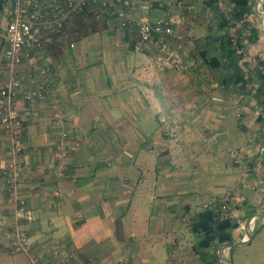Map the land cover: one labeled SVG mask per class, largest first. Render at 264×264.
Returning <instances> with one entry per match:
<instances>
[{
    "label": "crops",
    "instance_id": "crops-1",
    "mask_svg": "<svg viewBox=\"0 0 264 264\" xmlns=\"http://www.w3.org/2000/svg\"><path fill=\"white\" fill-rule=\"evenodd\" d=\"M255 6L256 2L254 9ZM3 28L4 22L0 21V52L5 47ZM123 30L118 33L103 25L87 37L72 41V47L71 42L60 44L65 39L62 34L54 42L50 37L43 43L39 63L50 69L48 95L44 101L28 102L20 98L16 103L24 122L25 169L21 193L29 217L23 219L19 215L17 220L10 213L6 182L0 175V264H32L28 254L12 249V228L16 221L21 222L30 251L39 255L44 264H177L179 256L175 257L178 253L175 248L181 252L191 249L185 253L190 262L205 264L195 246L196 236L185 228V218L195 212L197 198L230 190L245 199L249 210L257 207L254 216L259 215L261 220L256 225L257 232L264 227V156L260 157L258 145L244 142L248 136H242L240 127L242 123L243 128L252 131L247 121L255 114L253 124L257 123L263 133L255 140L252 136V143H264V139H259L264 138V106L255 103V89L247 87L237 117L239 125L231 123L232 134L227 137L233 144L251 151L247 156L251 168L245 177H240L236 166L231 169L224 165L220 156L223 121L214 116L222 111L199 112L192 109L191 103L184 110L187 114L184 157L180 160L181 156L175 152L168 157L172 159L170 164L178 163V167L182 164L159 174L158 156L156 164L146 155H139L147 152L146 143L155 140L151 133L156 131L158 117L162 115L159 95L148 87L154 81L158 86L160 71L154 67L149 53L133 51L126 45L130 31ZM258 40L249 41V47H256ZM254 66L255 61H247L242 71L251 73ZM23 71L21 90L34 86L25 67ZM194 72L191 70L189 77ZM9 81V75L0 73V85ZM238 84L234 85L236 91L243 93ZM252 84L255 86L256 78ZM260 98L264 100V96ZM172 120L175 121L174 116ZM207 126L214 130L204 137L199 131ZM62 133L68 136L63 143L67 153L58 156L55 147L62 140ZM5 142L0 128V161L7 160ZM186 168L191 176L186 175ZM147 177L155 187L149 196V210L141 218L139 233L135 228L124 232L123 218L133 206H138L132 204V198L139 183ZM249 228L245 222V226L233 230V238L234 234H244L238 240L241 242L248 231L252 232ZM180 237L192 240L191 246L183 249L185 244L177 243ZM55 242L63 246L58 256L51 251ZM213 249L209 254H213ZM217 252L220 262L214 264H232L231 255L227 258L225 250L220 253L218 247Z\"/></svg>",
    "mask_w": 264,
    "mask_h": 264
},
{
    "label": "built area",
    "instance_id": "built-area-1",
    "mask_svg": "<svg viewBox=\"0 0 264 264\" xmlns=\"http://www.w3.org/2000/svg\"><path fill=\"white\" fill-rule=\"evenodd\" d=\"M194 3L195 0H3L0 21L4 22L5 47L0 52V73L9 75L10 81L0 85V128L8 155L6 161H0V175L6 182L10 213L17 220L19 215L27 219L29 209L21 193L25 169L24 122L16 103L20 98L28 102L44 101L48 95L50 69L39 63V52L45 40L62 33L74 14L87 12L101 26L116 29L118 33L129 29L127 40L133 41L135 51L154 50L152 60L158 70L182 72L188 60L195 62L188 53L195 18ZM157 11L162 13L153 15ZM69 46L72 47L73 42ZM24 67L34 86L21 90ZM67 137V133H62V140L56 143L58 156L67 153L63 144ZM215 201L216 198L197 199L195 212L211 207ZM219 202L220 219L238 216L236 196L227 195ZM20 223L16 221L12 228L13 251L28 254L32 264H44L39 255L30 251L28 237ZM62 248L60 242H55L51 251L58 256ZM69 258L70 255L66 259Z\"/></svg>",
    "mask_w": 264,
    "mask_h": 264
},
{
    "label": "rangeland",
    "instance_id": "rangeland-1",
    "mask_svg": "<svg viewBox=\"0 0 264 264\" xmlns=\"http://www.w3.org/2000/svg\"><path fill=\"white\" fill-rule=\"evenodd\" d=\"M198 1V2H197ZM195 2L198 4L197 6V11L195 13V17L198 20H195V22H192L193 24V36L194 37H201L206 34V26L208 23L211 21V19L215 18V12H209L206 11L205 7L201 3L200 0H195ZM256 2L257 6H255V9L253 8L254 3ZM226 5L227 3L224 1L223 5L221 6L222 13H224L226 16H229L226 10ZM262 5H264V0H252V8L254 10V15H250L249 21L250 23H254L256 27H258L261 31V36L260 40H258V43H256L255 46L247 47L244 48L246 50V55L244 58L246 60L252 61V58L256 57L257 54L260 53L261 56L264 55V13L262 12ZM229 33H235V27L227 28ZM194 41H191V46L194 45V48H196ZM202 43L203 42H199ZM246 43V42H245ZM194 51H199L197 48L193 49ZM159 76H158V86H155V81L153 84H149V89L154 93H158L159 95V111L162 115L158 117L157 122V129L156 131L152 132L151 135H155V140L153 142H149L145 144V148H147V152H141L139 155L140 157H145V155L150 159V162H153L157 159L158 157L160 158L159 160V167L157 168V172L160 174L165 173L167 171V168L169 170L173 167L180 168L178 167V163H173L170 164V161L172 159H168L170 154L178 153L179 156L184 155V148H183V142H184V137H185V131L184 125L187 124L184 122V119L187 118V114L185 111L187 110V107H189V104L191 103L192 109H197L196 111H222V113L218 114L217 117L214 116V119H218L220 121H223V130L221 131L222 136H224L223 144L221 147V155L222 159L224 161V165H227L231 169L233 167H237L240 171L239 175L241 178L245 177L247 173H249V158L247 157L248 154L251 152L247 147L238 145L237 143H232V141L229 139L231 137V123L235 126L236 124L239 125V122L237 120L238 113H241L240 108L244 104L245 99L233 90L231 87L228 88H220L218 86L219 83V76L218 73H214L212 70H210L207 67H201L199 71L201 72L200 75H198V72L195 71L193 77H189V72L184 71V72H174V71H162L159 70ZM169 75V76H168ZM203 75L205 76V79L203 78ZM207 78V79H206ZM218 78V79H217ZM206 80V81H205ZM216 109V110H214ZM185 110V111H184ZM175 118V121L172 120V118ZM256 117L255 114L250 115V121L248 119V123L250 127H252V131L248 130L247 128H243V124L241 123L240 127L243 130L242 136H248L247 141H250L251 144L258 145V150L257 151H262L261 154H263L264 150V143L260 144L257 142H253V139L255 140L258 139L257 135H261L263 131H260L261 129L258 130L257 123L253 124V122L256 120L254 119ZM263 118H264V112H263ZM264 121V120H263ZM209 122L214 123L212 119L209 120ZM246 122V124H247ZM175 123L177 126H175ZM181 123L180 127L179 124ZM206 125H209L207 122ZM255 125V126H254ZM154 125H151V128ZM264 126V123H263ZM255 127L257 128V132L255 131ZM148 128V127H147ZM150 128V129H151ZM212 129L214 130L213 127L208 128L205 127L202 132L199 131V133H202L204 137H207L208 134L212 132ZM252 132V134H251ZM150 135V133L145 132V134ZM254 133V134H253ZM194 134V133H193ZM254 136L252 139L251 137ZM229 137V138H227ZM241 138V137H240ZM260 140H263L264 138H259ZM252 140V141H251ZM241 141H243V138H241ZM172 143V144H170ZM167 144H170L169 146H166ZM170 148V149H169ZM263 149V150H262ZM162 151H165L166 153H162ZM149 152V153H148ZM213 151H211L212 153ZM211 153L208 154V156H211ZM155 154V155H154ZM219 150H218V153ZM260 154V157H263V155ZM215 155V154H214ZM158 156V157H157ZM139 157V158H140ZM184 157V156H183ZM157 158V159H156ZM208 158V157H207ZM141 159V158H140ZM257 159V158H256ZM155 163L157 164V162ZM140 163V162H139ZM251 163V162H250ZM156 166V165H155ZM158 166V165H157ZM208 166L211 167V164ZM214 167V165H212ZM236 169V168H235ZM168 170V171H169ZM167 171V172H168ZM180 171V170H179ZM186 175H190L191 173L189 169L186 168L185 170ZM194 173V172H192ZM245 174V175H244ZM151 179L147 177L146 179H143L141 183H139L136 193L134 194V198H132V204H138V206L135 208L133 206V209L128 213L125 214L123 218V227H124V232L128 231L130 228H135L137 229V232L139 233L140 231V226H141V218L146 217L144 214L149 210L148 205H150L149 202V196L153 194V189L155 187L151 186ZM204 195V194H203ZM236 196L239 200V209H238V216L237 219H240V226H245V222H249L247 224L249 229L252 231L253 229L257 228L258 224L261 223L259 215L256 216V218L252 219L254 214L249 217L247 213L245 214L244 211L248 209L249 207L246 206L245 199L241 197L240 194H234L233 192L228 191L225 193H222L221 195H206L203 196L202 199H218L219 197H226V196ZM198 199V198H197ZM251 207V206H250ZM195 208L197 210V205L195 204ZM256 210L257 207L254 206L253 210ZM195 210V211H196ZM252 212V211H251ZM194 213V212H193ZM256 213V212H255ZM191 215V213H190ZM188 215L185 219V228H187V224L189 221V216ZM257 225V226H256ZM154 226V225H153ZM242 229V228H241ZM237 233V230L236 232ZM244 235V234H243ZM242 235V236H243ZM242 236L234 234V240H235V247L232 251V254L229 253V248H225V255L227 258L231 255V263L232 264H264V227L257 232L253 239L250 242H244L241 244L240 241L242 239ZM157 240V238H155ZM186 240V243H185ZM192 240L187 239L186 237H180L179 242L181 246H184L183 249L186 247L191 246ZM191 243V244H190ZM179 246V244H178ZM176 252L175 257L179 258L177 259V264H193L191 263L190 260L188 259L190 256L185 255L186 251L191 250H183L182 252L179 250V248H175ZM187 254V253H186ZM176 261V260H175Z\"/></svg>",
    "mask_w": 264,
    "mask_h": 264
},
{
    "label": "trees",
    "instance_id": "trees-1",
    "mask_svg": "<svg viewBox=\"0 0 264 264\" xmlns=\"http://www.w3.org/2000/svg\"><path fill=\"white\" fill-rule=\"evenodd\" d=\"M206 11L215 12V18L206 26V34L201 37L193 36V24L190 29V46L191 41H194L196 48L199 51H194V45H192L188 53L190 59H194V63L188 60L186 63V68L182 71L195 70L198 75L201 74L199 69L205 66L212 70L214 73H218L220 88L231 87L233 90H237L234 86L238 84L240 93L244 98L250 86L255 89L254 97L255 103L259 106H264V100L260 97L264 96V55L261 56L260 53L256 57L252 58L255 61L254 70L247 73L243 72L242 65H245L247 61L244 56L246 55V50H244L249 41H257L261 35V31L254 23H250L249 16L254 13L252 8V0H200ZM226 2V10L229 16L222 13L221 6L223 2ZM196 2L194 3V12L196 13ZM3 8V0H0V12ZM198 20L192 19V22ZM239 23V24H238ZM238 24V25H237ZM101 24L97 21L91 13L79 12L74 14L69 22L65 25L62 34L64 36V41L62 42H76L88 35L94 33ZM235 27V33H229L227 28ZM56 34L52 36V42L56 41ZM50 38V39H51ZM127 41V42H126ZM126 45L134 50V43L132 40H126ZM203 42L199 43V42ZM246 42V43H245ZM136 52H147L149 53L151 60L155 54L154 50H144ZM153 63V60H152ZM154 65V64H153ZM155 67V66H154ZM156 68V67H155ZM157 69V68H156ZM246 73V74H245ZM256 78L255 86L252 84L254 81V76ZM218 79V78H217ZM237 92V91H236ZM253 96V95H252ZM259 99V100H258ZM263 108V107H261ZM216 199L215 203L209 208H201L198 212H194L189 216L188 228L196 236L195 246L199 250V254L205 264H214L220 262V256L217 252L218 247L222 244H233L229 248V253L235 247V240L233 238L232 232L234 229L240 226V219L236 218H219L220 213V202ZM247 206V205H246ZM252 211V212H251ZM255 210L246 209L244 213L250 215L251 217L255 214ZM257 232V228L253 229L251 232V237L247 242H250ZM213 249V254H209V251Z\"/></svg>",
    "mask_w": 264,
    "mask_h": 264
},
{
    "label": "water",
    "instance_id": "water-1",
    "mask_svg": "<svg viewBox=\"0 0 264 264\" xmlns=\"http://www.w3.org/2000/svg\"><path fill=\"white\" fill-rule=\"evenodd\" d=\"M256 6H257V4H256ZM262 12L264 13V5H262ZM247 224H249V222H247ZM250 237H251V232L248 231L247 239L242 240V241H241V244H243L244 242L248 241ZM232 246H233V244H222V245L219 247V249H220V253H222L223 250H224L225 248H230V247H232ZM226 261L230 263V260H227V259H226Z\"/></svg>",
    "mask_w": 264,
    "mask_h": 264
}]
</instances>
